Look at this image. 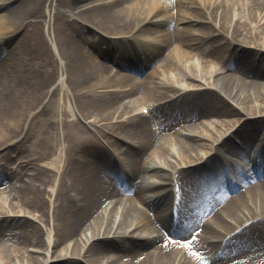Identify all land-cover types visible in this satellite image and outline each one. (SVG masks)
Returning a JSON list of instances; mask_svg holds the SVG:
<instances>
[{"label": "bare ground", "instance_id": "6f19581e", "mask_svg": "<svg viewBox=\"0 0 264 264\" xmlns=\"http://www.w3.org/2000/svg\"><path fill=\"white\" fill-rule=\"evenodd\" d=\"M0 180V264H264V0H0Z\"/></svg>", "mask_w": 264, "mask_h": 264}, {"label": "rangeland", "instance_id": "374dc122", "mask_svg": "<svg viewBox=\"0 0 264 264\" xmlns=\"http://www.w3.org/2000/svg\"><path fill=\"white\" fill-rule=\"evenodd\" d=\"M2 10H4V9H2ZM47 19H48V16L46 17V21H47ZM46 26V25H45ZM88 30V29H87ZM98 35V37H100L102 40H104V41H106V40H110V39H113V36H109V35H107V34H104V33H96L95 34V36H97ZM138 38H139V36H137ZM107 42V41H106ZM135 42V41H134ZM133 43H131V45H132ZM105 45V44H104ZM103 48H105V46H103ZM152 66H153V64H151L150 66H148V67H146V68H143V69H141L139 72H140V74H139V72H138V75H136L137 77H142L147 71H149L151 68H152ZM62 79H64L65 80V76H64V78H62ZM3 183V182H5V180H0V183ZM146 248H149V247H146Z\"/></svg>", "mask_w": 264, "mask_h": 264}]
</instances>
